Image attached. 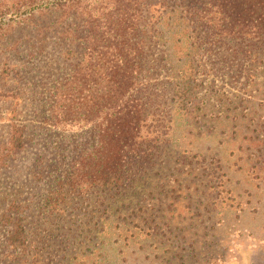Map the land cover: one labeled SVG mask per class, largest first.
<instances>
[{
  "label": "trees",
  "instance_id": "16d2710c",
  "mask_svg": "<svg viewBox=\"0 0 264 264\" xmlns=\"http://www.w3.org/2000/svg\"><path fill=\"white\" fill-rule=\"evenodd\" d=\"M74 1L36 3H47L51 13L60 10L59 20L35 23L23 35L19 52L28 63L48 42L58 43L59 57L68 67L61 83L67 90L64 100L77 107L84 103L82 119L97 118V131L93 145L80 152L66 174L53 176L45 155L35 159L33 183H46L47 178L52 183L40 194L42 204H34V194L24 197L16 188L0 190V250L11 257L2 264H81L84 257L94 256L97 264H117L120 251L110 235L116 213H124L125 224L135 225L137 231L154 223L152 230L159 234L157 220L171 219L162 204L174 173L200 179L204 189L195 200L198 218L210 205L213 229H222L232 213L227 209L231 202L246 201L248 207L240 211L264 231V80H259L258 71L264 55V0H113L98 16L101 20L77 12V22L90 25L71 29L65 10ZM202 76L212 77L211 96L221 76L237 90L234 100L221 98V105L232 112L233 127L232 136L225 135L222 142L216 133L194 130L200 109L212 110L209 99L199 97L205 85ZM65 115L73 120L78 114L68 106ZM28 141L25 126L10 125L0 164L24 150ZM230 146L233 165L223 158ZM83 187L85 193L99 192L97 205L83 214L90 215L89 220L63 238L52 236L50 226L45 229L49 238L39 241L44 235L31 230L34 212L45 227L51 225L53 212L64 210L61 203L68 191ZM208 188L212 192L207 194ZM141 201L148 203L132 206ZM74 209L77 215L82 211ZM156 234L153 238L160 240ZM37 243L53 251H48L50 259L35 251ZM62 251L66 261L55 260ZM140 260L143 264L145 258Z\"/></svg>",
  "mask_w": 264,
  "mask_h": 264
},
{
  "label": "rangeland",
  "instance_id": "374dc122",
  "mask_svg": "<svg viewBox=\"0 0 264 264\" xmlns=\"http://www.w3.org/2000/svg\"><path fill=\"white\" fill-rule=\"evenodd\" d=\"M40 2L42 0H0V149L6 147L3 144L8 129L13 123L25 126L29 139L24 150L10 156L6 164H0V190L8 192L16 188L24 197L34 194L35 205L44 202L40 194H45V189H49L52 184L49 178L46 183H33L31 175L36 164L35 159L45 155L49 161V171H53V176L66 174V170H69L72 163L81 155L80 152L93 145V136L99 121L95 117L88 122L82 119L87 110L84 103L77 107L64 100L67 90L66 88L63 90L61 83L67 76L68 67L67 63L63 62L64 59L59 57L61 51L58 43L48 42V47L41 51L40 56L36 54L29 58L28 63L22 62L19 52L22 49L19 46L29 28L36 27L35 23L49 24L52 20H59L60 10L51 13L52 9L46 7L47 3H41L38 7L36 3ZM111 2L113 0H75L66 7L65 22L71 29L77 27L86 29L90 23L77 22L75 19L77 12L98 21L101 20L98 16L102 14L103 9L112 6ZM31 6H34V9H30ZM259 60V80L263 81L264 55ZM221 77L215 79L217 93L211 96L208 88L212 77L202 76L205 85L199 97H207L212 110L200 109L198 117L194 119L195 132L201 134L205 130L209 134L216 133L220 142L225 140V135L232 136L231 128H233L232 112L221 105V98L229 102L228 99L232 98V94L237 93V90L225 84L224 78ZM68 106L78 114L73 120L65 119ZM233 149L234 147L230 146L223 157L230 165L234 164L232 161L234 156L231 153ZM183 178L188 179L187 184L183 183L185 182ZM169 179L171 183L165 187L169 195L164 199L162 208L169 210L167 212L171 219L157 220L160 223L157 228L159 234L152 230L154 223H149L151 226L150 228L146 226L145 231L139 229L137 231L135 225L125 224L127 220L124 213H116V219L110 225L112 231L110 235H113L111 241L120 251L121 260L117 264H142L141 260H137L143 257L145 258L143 264H264V231L261 230L260 223L240 211L248 207L246 201L241 205H237V201L231 202L234 204H229L227 209L232 213L225 218L222 229L215 230L210 205L202 208V217L198 218L200 209L195 200L199 199L197 196L201 194L199 191L204 189L199 184L200 179L198 180L195 175L185 176L176 173L169 175ZM84 189L83 187L76 192L68 191L67 200L61 203L64 210H59L58 214L53 212L49 226L45 227L40 215H36L37 210L34 212L31 230L40 236L44 235L39 241L49 238L45 229L50 226L54 228L52 236L56 237L59 234L63 238V234L77 232V229L89 220L90 215L83 214L91 213L93 207L97 205L96 198L99 192L94 189L90 193H85ZM209 192H212V189L208 188L207 194ZM221 194L225 195V192ZM230 201L229 199L228 202ZM141 202L133 203L132 206L138 209L141 204L146 206L148 203ZM76 207L82 210L79 215L74 209ZM151 207L152 203L148 208L152 209ZM236 212L241 215H237ZM92 220L94 221V219L90 221ZM154 234L158 235L160 240L153 238ZM90 236V239H94V235ZM60 240L58 239L57 242ZM38 243L35 251H40L39 255L42 254L43 258L50 259L48 251L52 250L47 246L43 247L44 243ZM87 250L88 247H85L84 251ZM133 250L136 252L135 255L131 253ZM63 254L66 252L62 251L59 256L55 254V260L66 261V255ZM149 256L150 260L154 261L150 262ZM171 256L183 257L181 260H176ZM95 258L96 256L84 257L80 261L81 264H97ZM6 259L11 260V257L6 256L4 250H0V264Z\"/></svg>",
  "mask_w": 264,
  "mask_h": 264
}]
</instances>
